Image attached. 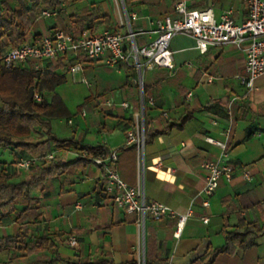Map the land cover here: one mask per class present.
<instances>
[{
  "label": "crops",
  "instance_id": "1",
  "mask_svg": "<svg viewBox=\"0 0 264 264\" xmlns=\"http://www.w3.org/2000/svg\"><path fill=\"white\" fill-rule=\"evenodd\" d=\"M178 1L0 0V13L3 19H10L13 11H20V18L28 22L29 38L23 43L57 29L75 35L86 29L93 34L126 32L128 24L122 26L121 21L127 13H135L130 25L136 43L144 46L156 38L154 20L174 16ZM184 1L189 9L211 7L218 19L231 9L237 23L248 13L247 0ZM52 3L58 7L54 9ZM43 9L59 10V14L40 17ZM12 46L7 33L0 35V53ZM169 47L174 58L172 71L164 67L139 71L132 62L111 67L103 59L82 56L79 60L87 82L71 80L69 67L76 62L74 56L47 61L42 69L66 76L55 92L69 111V117L52 120V135L103 146L108 155L116 150L122 179L135 186L141 176L148 201H160L177 212L194 207L179 237L175 236L176 217H147L145 264L146 260L149 264H264V74L247 90L238 79L245 72V55L237 47L212 46L202 54L195 39L182 33L171 39ZM29 66L35 69L33 62ZM141 80L146 87L143 94ZM42 93L49 100L53 95L47 90ZM228 100L233 101L231 116ZM124 102L128 105L123 106ZM138 122L147 132L141 168L136 148L124 142ZM38 129L40 139L50 137L46 129ZM207 137L226 140L225 159L235 166V172L231 179L220 180L210 205L204 207L200 195L207 173L204 164L217 160L222 152ZM5 149L13 156L11 161L50 152L63 159L55 164L42 188L30 193L39 201L41 216L28 226L29 246L21 250L0 246V253H7L6 264H139V215L118 208L103 192L105 170L93 157L77 161L87 153L64 152L53 141L29 152ZM46 159H38L32 168ZM244 168L251 179L243 176ZM31 170L19 172L21 179H28ZM24 207L18 205V209ZM204 216L209 222L204 223ZM5 223L11 230L0 231V235H13L17 228L13 217ZM71 234L78 236L76 248L68 244ZM226 244L228 249L219 252ZM0 264H4L1 257Z\"/></svg>",
  "mask_w": 264,
  "mask_h": 264
},
{
  "label": "built area",
  "instance_id": "2",
  "mask_svg": "<svg viewBox=\"0 0 264 264\" xmlns=\"http://www.w3.org/2000/svg\"><path fill=\"white\" fill-rule=\"evenodd\" d=\"M123 1V0H122ZM248 13L245 20L237 23L232 10L228 9L220 18H216L211 7L196 10L189 9L184 0L174 5L175 15H166L154 20L156 38L149 44L138 46L136 43V32L132 30L130 21L136 17L135 13H127L126 20L121 21L122 26L128 24V31L105 30L100 34H93L90 30H83L75 35L63 29H57L53 33L40 36L33 42L22 43L18 46L9 47L0 53V69L21 68L34 63L35 69H42L47 61L60 56L70 54L76 58V62L69 67L71 80L74 82H87L82 75V64L79 60L82 56L88 60H105L106 64L115 67L120 63L129 64L132 62L139 71L142 68L152 69L164 67L172 71L174 69L173 52L170 49V41L177 34L192 36L196 41V47L204 54L210 47H224L233 45L240 49L245 55V72L238 75L240 84L247 90L255 87L257 78L264 74V0H247ZM59 10L43 9L40 17H55ZM213 78H209L212 81ZM140 88L143 94L144 85L140 81ZM191 93H189V96ZM34 100L41 102L44 94L35 91ZM142 100L143 95H142ZM111 105V102H107ZM233 101H230L228 112L231 116ZM127 106L126 102L122 103ZM230 129L226 132L228 136ZM211 143L218 145L221 155L217 160L208 161L204 164L206 169L205 184L200 191L202 205H210V197L219 186L222 178L231 179L235 172V166L225 158L226 140L220 141L207 137ZM125 145L134 146L138 154L140 168L144 165V149L146 143L144 125L138 122L134 129L127 132ZM54 153H40L36 156H20L13 167L18 172H29L35 162L40 158L52 159ZM118 152L113 150L108 158L102 156L93 157L97 165L104 167L103 192L109 196L113 203L128 213L136 212L139 215V227L141 240L139 246V264H145V224L148 216L159 219L164 216L177 218L175 236L179 237L184 224L195 210L190 205L184 212H177L170 206L156 200L148 201L144 193V184L141 176L137 185L133 186L122 179L118 166ZM3 164L0 161V170ZM242 174L246 179H251L249 170L244 168ZM204 223L209 222V217L204 216ZM68 244L76 248L79 245L78 236L71 234Z\"/></svg>",
  "mask_w": 264,
  "mask_h": 264
},
{
  "label": "trees",
  "instance_id": "3",
  "mask_svg": "<svg viewBox=\"0 0 264 264\" xmlns=\"http://www.w3.org/2000/svg\"><path fill=\"white\" fill-rule=\"evenodd\" d=\"M125 2L127 3V0ZM51 5L54 9L58 7L57 3ZM27 25L28 22L20 18L19 10L13 11L10 19H3L0 13V35L7 33L14 47L28 40ZM65 31L71 33L69 30ZM65 82V74H58L49 69L36 70L30 66L0 69V147L29 152L53 141L55 146L64 152L74 150L87 153V156L79 157L77 161H91L90 157L99 155L106 157L108 151L103 146L82 145L73 137L60 138L52 135V120L69 117L67 106L55 92L56 87ZM45 90L53 92L51 99L43 98L41 102H36L34 92ZM39 127L46 129L45 133L50 135L48 139H40L37 136ZM145 137L147 140L146 130ZM46 160L30 169L31 175L28 179H21L20 173L14 169L15 160L1 161L3 168L0 170V223L13 217L17 228L13 235H0V246L14 250L17 247L21 250L29 246L28 226L39 221L41 216L39 201L33 199L30 193L33 189L42 188L44 181L53 174L55 164L63 162L58 155ZM18 205L25 207L18 209ZM39 239L37 238L38 241L42 238ZM227 249L228 244L218 251ZM146 264H149L147 260Z\"/></svg>",
  "mask_w": 264,
  "mask_h": 264
},
{
  "label": "rangeland",
  "instance_id": "4",
  "mask_svg": "<svg viewBox=\"0 0 264 264\" xmlns=\"http://www.w3.org/2000/svg\"><path fill=\"white\" fill-rule=\"evenodd\" d=\"M37 132L39 133L40 131L38 130ZM23 156H25V155H23ZM30 156H36V154H30ZM12 159H13V156L11 155L10 151L8 149H4L3 147H0V160H6L9 162ZM10 230H11L10 224H7L5 222L0 223V231H8L9 232ZM0 257H1V260L3 261V263L6 264L7 260H8L7 253L2 251L0 253Z\"/></svg>",
  "mask_w": 264,
  "mask_h": 264
}]
</instances>
